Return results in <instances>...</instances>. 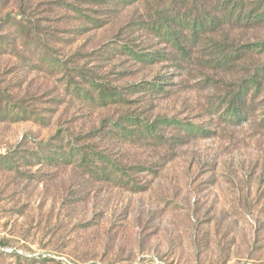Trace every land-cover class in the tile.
<instances>
[{"label": "rangeland", "instance_id": "1", "mask_svg": "<svg viewBox=\"0 0 264 264\" xmlns=\"http://www.w3.org/2000/svg\"><path fill=\"white\" fill-rule=\"evenodd\" d=\"M43 1L52 0H34L29 10L34 19H46ZM14 5V0L1 3L0 19L16 13ZM218 5L264 8V0H218ZM239 13L220 14L226 23L220 37L241 43L263 39L264 19H246V12L240 18ZM117 29L77 37L62 47V54L108 42ZM211 46L202 44L194 59H208ZM194 59L179 66L164 61L149 69L125 58L106 61L105 77L114 78L122 69L130 72L123 83L170 75L168 94L153 101L154 116L187 119L205 129L192 135L170 129L165 138L140 147L105 140L131 165L120 181L104 176L100 165L86 171L41 163L35 158L42 157L40 147L30 143L48 140L60 125L78 133L116 115L117 109L65 103L48 126L0 118V264H264V86L253 88L243 113L233 116L226 83L245 72L217 76ZM246 64L249 72L264 64V56ZM26 65L0 53L2 102H45L59 92L60 75ZM25 138L29 144L19 145Z\"/></svg>", "mask_w": 264, "mask_h": 264}, {"label": "trees", "instance_id": "2", "mask_svg": "<svg viewBox=\"0 0 264 264\" xmlns=\"http://www.w3.org/2000/svg\"><path fill=\"white\" fill-rule=\"evenodd\" d=\"M4 1L0 0V4ZM33 2L14 0L17 12L9 14L8 19H0V53L12 54L32 70L60 75L59 92L46 95L45 102L37 99L32 103L34 98L6 102L0 99V118L11 123L33 121L48 126L65 103L69 107L76 103L83 108L118 110L116 115L108 114L97 125L78 133L60 125L48 140L30 141L40 147L42 157H35L34 152L30 155L41 163L76 165L86 171L93 165H100L97 169L104 176L120 181L127 177L126 169L131 165L124 163V155L104 145L105 140L140 147L148 140L165 138L164 134L170 129L185 135L205 131L201 124L187 119L154 116L153 101L160 94H168L170 75L156 73L151 79L143 77L137 82L123 83L130 72L122 69L114 78L105 77L106 61L125 58L140 64L142 69L164 61L190 64L195 51L211 42L213 53H208L209 58L203 60L197 56L196 64L203 61L199 66L209 68L217 76L222 72H245L232 84L226 83L236 87L225 91L229 104L234 105L228 109L233 116L243 113L253 88L256 91L264 86V64L249 72L246 64L255 56H264V38L241 43L219 35L225 30L226 23L219 18L225 10L230 14L240 12V18L246 12V19H264L262 7L251 9L233 5L226 8L219 6L218 0L209 4L203 0H52L42 3L46 19H34L29 13ZM130 8L133 12L125 15L123 12ZM51 16L55 19H49ZM231 25L232 22H228L230 28ZM111 26L118 29L108 42L89 50L83 46L63 56L64 45H73L77 37ZM201 74L203 77L204 71ZM208 78L215 76L207 75ZM135 95L137 98H133ZM37 104L49 107L37 109ZM27 141L25 138L19 145H28Z\"/></svg>", "mask_w": 264, "mask_h": 264}, {"label": "built area", "instance_id": "3", "mask_svg": "<svg viewBox=\"0 0 264 264\" xmlns=\"http://www.w3.org/2000/svg\"><path fill=\"white\" fill-rule=\"evenodd\" d=\"M9 252H11L12 250H8Z\"/></svg>", "mask_w": 264, "mask_h": 264}]
</instances>
